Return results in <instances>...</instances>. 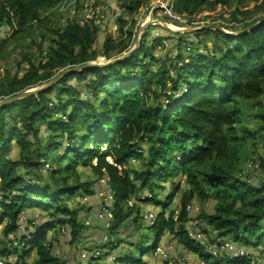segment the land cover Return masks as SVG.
I'll use <instances>...</instances> for the list:
<instances>
[{"label": "trees", "instance_id": "1", "mask_svg": "<svg viewBox=\"0 0 264 264\" xmlns=\"http://www.w3.org/2000/svg\"><path fill=\"white\" fill-rule=\"evenodd\" d=\"M63 1L0 0V32L13 29V38H25L40 29L43 39L50 41L43 58L26 53L30 68L5 77L0 84L1 99L48 82L67 67L97 60L95 45L102 32L97 19L84 23L74 19L59 26L49 12ZM118 1L123 9L118 19L122 35L119 39L105 35L102 55L106 59L133 45L136 32L125 30L130 24L126 17L135 24L136 14L151 0ZM250 2L260 3L252 10H241ZM234 4L232 19L243 22L245 28L264 18V0H171L169 5L178 15L192 19L204 9L214 11L219 5ZM239 14L243 20L237 18ZM148 30L138 50L127 59L67 74L38 95L0 107V228L4 225L0 258L4 264H27L32 252L36 254L34 264L65 262L51 251L52 241L47 248L49 233L67 228L76 242L86 228L95 225L85 224L80 218L85 206L74 207L71 201L81 192L84 197L95 195L97 180L106 175L115 217L110 228L100 222L108 241L93 244L86 258L80 256L82 264H149L153 255L144 261L120 252L125 242L120 232L131 228L126 238L130 246L136 244L140 231L151 230L150 254H155L163 236L171 232L186 256L199 255L207 264H253L249 251L264 246V180L256 183L240 175L256 170L241 161L247 138L256 139L243 124L241 103L254 100L260 104L264 96V23L238 36L216 30L213 50L206 53L197 47L203 43L199 34L207 29L170 32L178 40L163 59L155 56ZM186 44L192 45L190 54L184 51ZM39 46L43 51V43ZM261 107L262 124L257 132L264 140ZM61 149L63 154H59ZM260 160L264 170V159ZM134 162L141 168H135ZM81 165L90 167L97 179L82 180ZM47 173L54 185L51 192L45 191L48 184L38 183ZM180 176L188 189L175 215L168 208L180 186L166 201L159 196L166 183L175 185ZM146 193L152 194L146 202L160 207L156 223L149 226L140 223L141 208L129 205ZM197 197L213 200L214 207L192 218V202ZM35 211L42 213L43 222L28 235L19 232L21 217ZM196 220L192 226L201 232L202 242L192 238L186 227ZM12 235L17 246L12 245ZM97 249L102 252L95 258ZM241 250L249 252L248 256L241 255Z\"/></svg>", "mask_w": 264, "mask_h": 264}, {"label": "rangeland", "instance_id": "2", "mask_svg": "<svg viewBox=\"0 0 264 264\" xmlns=\"http://www.w3.org/2000/svg\"><path fill=\"white\" fill-rule=\"evenodd\" d=\"M259 3L260 2H250L244 7H242L241 10H252L256 6V4ZM156 6H161V7H158L154 10V16L164 21H166L167 19V22L169 21L168 23L171 25H176L179 27H188V28L208 27L207 29L208 31L199 34V38L200 40H203V43H200L197 49H200L204 53L208 51L211 52L213 50V45L215 43L216 30H217L213 26H225L224 27L225 29H227L226 26H230V27L234 26L237 28V30H241L245 28L243 27V22L241 21L238 22L232 19L231 14L234 11L235 4L232 7L219 5L217 9L214 11L204 9L200 14L194 16L192 19L188 17L185 18L181 17V20H179L180 22L175 21L177 23H174V20L172 21V18L167 13L168 11L166 7L170 9V6L168 5V0H151L148 6H146L138 14H136L134 18L135 24L132 23V19L130 17H126L129 20L130 24L128 27L125 28V30L128 31V29H131L135 31L137 34L140 25L148 20L150 12ZM49 13L51 15L52 20L55 23H57L59 26L66 25L67 21L69 20L77 19L81 23H84L87 20L96 18L99 26L102 28L100 39L95 45V49L99 52V56L97 58L98 61H105L106 59L102 55L103 41L105 39V35L111 34L115 39H119L122 35V31L118 19L120 16L123 15V9L120 7L118 0H65L62 3H59ZM172 13L175 15L177 14L174 11ZM261 15H264V13H262ZM258 16H260V14L255 15L250 20L257 18ZM237 18L239 20H243L244 16L239 14ZM148 31H149V35L147 38L148 41L151 43V45L152 46L154 45L155 56L163 59L171 51V48L174 46V44L177 42L178 39L171 37V34L168 30L164 29L163 27L157 24L152 25ZM186 33H190V32H186ZM5 39L7 40V42L3 43ZM40 43H43V51H41L40 49L39 46ZM220 43L222 44V41H220ZM191 46L192 45L190 44L185 45L184 51H186L187 54H190L189 50ZM49 47H50V41H45L43 39V35L40 29H36L32 35H27V37L25 38H13V29H8V28L3 29L0 32V52H1L0 53V84L2 81H5V77L7 75L9 74L14 75L16 73L22 74L24 73L25 70L30 68V64L25 59L26 53L32 52L34 53L35 56L37 57L41 56L43 58V56H45V54L48 52ZM149 61L151 62V60ZM152 67L155 68L156 65L154 64ZM259 100H260V104H258L257 101L254 100H247V101L243 100V102L241 103V108L243 110V124L247 126L249 130L253 131L256 134V139H252L249 137L247 138L248 142L242 151L241 161L244 167L250 164L256 166L255 168L256 170H252L250 171V173L248 172L249 175L245 174L244 172L243 174L240 175L242 177L247 175L248 180H252L253 182L256 183L260 182L261 180H264V170H262V162L260 160V157L264 159V140L259 139L260 136L258 135L257 132L258 128L262 124V118L260 117L259 113H261L262 111L261 105H263L264 107V96ZM55 107H58V105L54 106V108ZM59 154H63V149L59 151ZM133 166L138 169L141 168L138 162H134ZM47 168L48 167H46V169ZM78 170L80 175L82 176L81 177L82 180H89L90 178L97 179V176L95 178L93 177L92 174L93 172L90 167H85L81 165L79 166ZM174 182L175 185L169 182L166 183L165 185L166 189L162 190L159 198L163 201H166V198L169 196L172 190L180 186V189L177 192L174 200L172 201V203H170V208H168L169 212L171 210H174L176 211V214H179L182 205L181 204L182 197L185 191L188 189V186L185 183L184 177L182 178L181 176L177 177L174 180ZM38 183L45 185L48 184V188L47 189L45 188L46 192H51L52 187H54L49 173H47L45 179L40 180V182ZM104 184L105 181L99 179L97 180L95 186H97V188L99 189L101 188V186L103 187ZM96 194L97 193H95V195L90 197H84L83 193L81 192L79 193V195L76 196L75 199L71 201V205H73L74 207L82 206L81 204L85 206V209L80 210V218L84 221L85 224L89 220L94 221V215L96 214V210L99 209L100 203L102 201L98 196H96ZM192 204H193V210L191 211L192 218L193 216H195V214L200 213L202 210H204L205 212L206 211L211 212L214 207L213 200L202 201L198 197L193 200ZM136 205L139 208H141L140 214L142 218L140 219V223L143 226L150 225V223L147 220L148 219L147 215L149 212L158 214V212L160 211V207L158 205L150 204L147 202H141ZM41 215L42 213L39 211H35L32 213H27V215L25 214L23 215L24 221L23 220L20 221V224L27 233V235L30 234L32 231H35V229L39 226V224L43 222L44 218H42ZM196 221L187 222L186 224L187 229L193 231L194 228L192 224H195ZM3 226L0 228L1 230L3 229ZM57 229L58 228H56L55 231L49 233L50 240L49 242H47V244L49 246V244L52 241L53 243L50 246L51 251L55 255L59 256L62 259V261L65 262L69 261L75 264H82L84 262L82 259L86 258L87 254L92 251L93 244L99 243L100 241L104 242L103 238L105 232L104 229L100 226L92 225V227L86 228V230L82 235V238L76 242H73L72 236L69 233V230H67V228L62 229L60 231H56ZM87 230L91 233H89ZM132 231L133 228H131L130 230L127 229L121 230L120 236L125 239V242H123L124 244H121L122 246L120 252L127 251V253L132 254V256H134L136 259L142 258L144 261L145 260L147 261V259L149 260L150 255H153V257L151 256V258L152 259L154 258L153 260L155 264H166V263L168 264L169 260L166 257L164 258L157 254H150L152 244L154 243V237L151 233V230L144 229L143 232L140 231L141 235H137L136 244L134 246H130L128 241L126 242V238L129 235V233H132ZM85 234H87V237L85 236ZM129 240L132 239L129 238ZM199 241L202 242V238H199ZM160 243L164 244L167 248L171 249V254L174 256L179 255L182 252L183 247L179 244L178 239L174 233L171 232L166 233L163 236V239L161 240ZM139 244L142 247V251L139 250L140 249ZM255 249L258 251L250 250L249 252L251 254H249V252L247 253L244 252L245 250H241L240 254L241 255L246 254L247 256L248 254L249 256L251 255L253 259V264H264V246ZM217 254L218 251H213L214 256H217ZM193 255L199 261L200 259H203L199 255L196 254ZM80 256H82V259ZM220 256L222 260L224 259L225 261L227 260V258H224V256L226 255H220ZM35 259H36V254L32 252L31 256L27 261V264H34ZM191 261L193 262V260ZM191 261H189L188 264H192ZM150 263L151 262H149V264ZM0 264H4V259L2 260V258H0Z\"/></svg>", "mask_w": 264, "mask_h": 264}, {"label": "water", "instance_id": "3", "mask_svg": "<svg viewBox=\"0 0 264 264\" xmlns=\"http://www.w3.org/2000/svg\"><path fill=\"white\" fill-rule=\"evenodd\" d=\"M170 1L171 0H168V5L170 4ZM158 7H161V6H156L155 8H153L149 14L148 20L140 25V28L136 34V38H135L133 45L123 54L116 56V57H113L111 59H105V61L96 60V61L87 62V63L82 64V65L67 67V68L61 70V72H59L50 81L45 82L40 86L33 87V88L27 89L23 92L12 95L10 97L0 99V107L7 106L9 104H12V103L19 101V100H23V99L30 97V96L38 95L39 93H41V92L51 88L55 84H57L67 74L80 72V71L85 70L87 68L106 67V66H110L112 64H115V63H118L120 61L127 59L130 55H132L134 52H136L138 50V48L140 47V43H141V39H142L143 35L146 33V31L152 25H155V24L160 25L161 27H163L164 29L168 30L171 33H186V32L192 33L194 31H198L200 29H208V27H205V28L190 27V28H188V27H179V26H178V29L173 28L170 26V24L167 21H164V20L154 16V10ZM263 23H264V18L262 20L255 22L251 26H248L244 29L236 30V31H229V30L225 29L223 26H213V27H215V29L223 32L224 34L232 35V36H238V35L250 32L252 29L256 28L257 26H259Z\"/></svg>", "mask_w": 264, "mask_h": 264}, {"label": "built area", "instance_id": "4", "mask_svg": "<svg viewBox=\"0 0 264 264\" xmlns=\"http://www.w3.org/2000/svg\"><path fill=\"white\" fill-rule=\"evenodd\" d=\"M166 9L168 11L167 12L168 15L172 18V20H174V21L175 20H181L182 16H180L178 14H176V15L173 14L172 13L173 10H172L171 7H170V9L168 7H166ZM248 167L252 168V167H256V166L248 164ZM101 179L103 181H105V184H104V187L99 188L98 191H97V194H98V196L100 197V199L102 201L100 203L99 211H98L97 216H96V222H101L102 221L105 224L106 228H110L111 225H112V220L115 217L114 210H113V200H112L113 191L110 188V184H109V180L110 179H109L108 175H106L105 178H101ZM147 197H152V194L146 193L145 195H142L140 197V199H132L129 202V205L133 206V205L141 203V202H146ZM175 215H179V214H176V211H175ZM147 218H148L147 220H148V222L150 224H155L156 220H157V214H155L153 212H149L148 215H147ZM22 220L24 221V217L23 216L21 217L20 221H22ZM91 223H93V221L89 220L86 224L90 225ZM195 223H197V221ZM24 231L25 230L21 226L20 229H19V232L22 233ZM188 231H189V235L192 238H194V239H196L198 241H199V238H202L201 233L198 232L195 228L193 229V231H191V230H188ZM0 238H1V229H0ZM10 240L12 242V245H14V246H17L19 244L17 238L15 236H13V235L10 237ZM103 241L104 242L108 241V234H106V233L104 234ZM46 246H47V248H49L48 244H46ZM214 251H216V250H214ZM101 252H102L101 249H97L95 251L94 257L98 258L101 255ZM155 254H157L159 256H162L164 258L166 257L169 260L168 264H188L189 263L188 258L183 253L174 256V255L171 254V249L167 248L162 243H160L158 245ZM242 255H246V254H242ZM113 260H114V258H110V262H112ZM252 263H253V261H252ZM60 264H71V263L61 262ZM150 264H155L154 260ZM198 264H207V263H206V261L201 259Z\"/></svg>", "mask_w": 264, "mask_h": 264}, {"label": "crops", "instance_id": "5", "mask_svg": "<svg viewBox=\"0 0 264 264\" xmlns=\"http://www.w3.org/2000/svg\"><path fill=\"white\" fill-rule=\"evenodd\" d=\"M98 197H99V196H98ZM99 198H100V197H99ZM95 216H96V214L94 215V221H93V223L95 224V226H99V225H101L100 222H96V217H95ZM87 231H88V230H87ZM88 232H89V231H88ZM89 233H91V232H89ZM85 236L87 237V234H85ZM93 238H94V237H93ZM89 240H90V239H89ZM181 253L184 254V253H185L184 250H183V252H181ZM184 255H185V254H184ZM185 256H186V255H185ZM83 257H84V256H83ZM186 257H187V258L189 257V261L193 260V262L191 261L192 264H196V261H197L196 258L192 257L191 255H189V256L187 255ZM152 260H153V259L151 258V260H150L149 262H152ZM197 263H198V262H197Z\"/></svg>", "mask_w": 264, "mask_h": 264}, {"label": "bare ground", "instance_id": "6", "mask_svg": "<svg viewBox=\"0 0 264 264\" xmlns=\"http://www.w3.org/2000/svg\"><path fill=\"white\" fill-rule=\"evenodd\" d=\"M170 26L173 27V28H177L178 29V26H176V25H171L170 24Z\"/></svg>", "mask_w": 264, "mask_h": 264}]
</instances>
